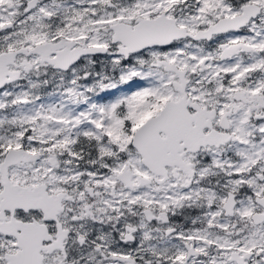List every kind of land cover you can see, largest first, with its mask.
<instances>
[{"label": "snow or ice", "instance_id": "6c2138e0", "mask_svg": "<svg viewBox=\"0 0 264 264\" xmlns=\"http://www.w3.org/2000/svg\"><path fill=\"white\" fill-rule=\"evenodd\" d=\"M0 264H264V0H0Z\"/></svg>", "mask_w": 264, "mask_h": 264}]
</instances>
